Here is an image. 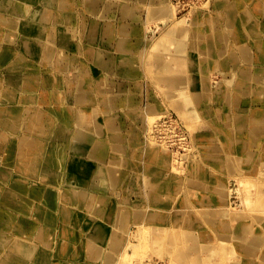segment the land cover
Returning <instances> with one entry per match:
<instances>
[{"label": "bare ground", "instance_id": "6f19581e", "mask_svg": "<svg viewBox=\"0 0 264 264\" xmlns=\"http://www.w3.org/2000/svg\"><path fill=\"white\" fill-rule=\"evenodd\" d=\"M233 3L231 2L228 5L220 3L219 7L227 11L232 7ZM263 5L261 2L256 3L254 7V13L256 14H253L249 10L243 11L241 15L247 29L243 34L232 36L234 43H239L241 40L244 41L243 43H246L250 37L255 39L253 46L258 51L257 56H254L252 45L248 47L244 45L240 54L235 55L238 58L245 59L248 63H253L256 60L260 63L261 59L264 58V46L262 45L263 42L260 41L264 37ZM177 6L175 0L168 1V7H170L171 14L175 19L178 13ZM0 9H2L1 6ZM12 11H16L15 5ZM230 11L234 13L232 8ZM126 12H132V9L126 7ZM256 15H259L260 20H257ZM10 22L11 20H9ZM232 22L233 18L232 20H228L229 27ZM107 33L111 35L113 31L110 32L109 30ZM4 36H6V39H9V35L7 36L6 34ZM98 37L103 40L105 33L99 34ZM212 37L214 38V34ZM228 38L230 39V36ZM95 39L96 36L92 35V30L89 28L87 41L91 44L96 41ZM178 45L177 39L171 42L168 38L163 46L165 47L164 49L174 52L177 51ZM91 54L100 69L108 67L112 68L114 73L123 74L125 71H128L136 74L137 68L126 57L113 58L104 55L100 57L95 53ZM231 55V52L224 53L223 58H228L230 62H234V59L230 58ZM42 60V58H39L36 59V62L41 63ZM212 61H215L213 57L211 58V63ZM7 69L9 70L6 71L3 68L0 71L2 72L0 76L7 79L14 86H17V78L22 79V77H9L8 75H11L13 72L10 71L11 68ZM70 71L74 72V69H70ZM180 71H177L175 62L164 61L163 76L172 81H178L175 82L176 84H174L172 91L167 92V96L171 94L170 97H172L174 93L173 100L175 101L176 110L180 115L185 117L184 111L189 107L190 102L188 100H191L193 95L191 97L188 96L184 82L175 80L178 76L174 75ZM209 71L212 72V68H209ZM6 72L10 73L6 74ZM259 75L264 78V74L261 72ZM240 76L242 79L248 81L251 78L250 73L247 71L238 72L237 79ZM67 82L68 80H65V83ZM224 83L225 86L220 88V95L224 96L227 93L234 100L235 96L232 88L235 85L231 82ZM24 86L22 85L20 88ZM73 86L75 87L73 88ZM98 86L100 87V91H110L109 89L112 88L111 84H105L101 80H99ZM89 90L83 83L78 81L72 84L71 88L68 86L64 90L57 85L51 86L49 92L56 99L60 101L65 100L72 107L73 105L71 104L87 102L85 94ZM177 90L179 91L177 92ZM9 91L6 92L0 89V99L4 100L3 106L0 107V129L2 130L0 131V156L2 157L1 153H3L4 157H12V162L14 163L18 162L19 159L17 160V158H22V162L25 163V169H21L19 166L8 171L4 169L6 174L8 172L14 178L22 181L23 184L8 186L3 181L5 176L0 175V204L5 201L7 204L13 205V207L1 206L4 212L0 218H7L6 222L9 227L12 226L16 231L25 233V235V227L27 229L31 227L30 234L32 237L42 240L44 244L46 243V246L51 245V235L49 232L60 218L65 223V226L60 228L61 236L64 238L70 237V240L71 237H76L77 241L79 238L81 239L77 243H74V241L60 242L54 262H52L54 258H47L48 256L43 252L35 250L27 260L28 264H59V261H62L63 254L67 255L66 259L69 261L64 264H129L127 261L128 257L131 256L126 251L132 250V252L136 253L138 250L136 248L139 247L138 243L140 241L151 243V237L155 234L156 229L152 231L150 227H154V222L156 223L160 220L159 214L167 217L164 222L167 232L175 231V240L177 242L182 240L186 243V248L183 250L179 249L177 245V248L166 246L165 257H177L173 259V263L264 264V235L261 228L257 229L255 227V225L264 226V214L257 213L261 210L264 213V181L253 177L258 173L255 172L258 167L255 166V168L251 169V153L247 149L246 144H244L245 142L242 143L243 158L236 161L234 158L236 151L234 149L235 138L223 139L217 133L206 136L197 131L196 135L193 133V136L199 143L198 147L196 145V151L193 153V150L189 152L187 150L185 154L175 153L173 151L174 148L169 146V143H171L169 138L172 135L163 137L162 135L157 136L155 133V130L159 129L160 123L166 118V115L173 119V112H163L158 106L150 103L146 105H143V103L139 104V99H136L135 103L137 105L130 107V101L127 98L129 102L127 112L138 123L144 120L146 150L150 149V138L147 140L146 135L151 131L152 136L156 134L153 136L155 137L154 142L160 153L157 162L160 160L164 162L162 165H154L151 163L154 162L151 161V155L142 154V158L145 159L143 167L145 182L142 185V198L145 201H150L151 204L157 207L150 214L144 209L130 204L123 198L113 196L112 193L108 195L103 193L106 190L102 186L103 183L106 185L110 184L114 190L123 188L125 179L121 171L122 167H137L139 165L136 159L130 161H126L125 159L116 160L118 158L116 153L119 151L120 145L126 144L127 139L116 132L118 128V116L115 117L110 114L111 108L114 107L116 102L114 96L112 97L107 92V95L99 102V106L97 105L98 108L86 110L88 113H84V115L90 117L92 121L87 125L84 122V125H82L78 119H76L74 124L73 118L75 112L73 108L71 111L64 109L58 114L53 108H47L35 103V96L29 94L31 98L27 97L29 100H26L18 98L13 90L14 96H11V92ZM241 91L242 94L239 98L242 99V102H239L240 104L237 107L241 108L239 111L240 118L237 120L231 117L227 118L221 115L220 112H216L215 116L212 117L213 125H215L218 132L224 129L225 119H227V123L230 125H240L239 128L242 130V133L251 134V124H260L261 120L264 119V111L261 108L259 110L255 108L252 112L253 106L260 105L261 107V105H264V81L259 85H256V83H251V85L244 84ZM199 95L201 99H196V104L206 99V94ZM40 101H43L42 98ZM123 102L126 103V99ZM38 108L51 110L50 115L55 119L57 118L60 123H62L60 119H63L65 121L63 126L71 130L68 137H70V143L73 146L71 152L67 154L66 162L64 163L59 143L61 136L58 134L59 130L61 132L62 129L60 127L61 124L58 123L60 129L56 126L57 129L55 131L51 130L49 126L50 116L42 117L43 111H39ZM143 109H145L144 112ZM102 111L108 129V131L104 132L106 137L100 131V121L97 120L100 118L99 112ZM253 113L255 114L252 117ZM154 126H156V129ZM51 128H54L53 124H51ZM22 131L24 132L22 133ZM63 131L66 133V130ZM109 131H111L110 135H108ZM168 133L171 134V132ZM107 143L117 146L114 148V160L110 163L109 167L104 162V158L107 157ZM180 146L178 145V147ZM75 150H77L76 153L74 152ZM200 150L209 153L225 152L230 158L226 163L220 165L223 172L231 176H234L237 172L240 176L224 182L222 178L214 176L210 169H203L201 173L200 169H198L197 176L190 175L188 168H196L198 159L200 158ZM192 154L195 155L192 157ZM97 166L99 167L98 177H96ZM178 169L182 173L186 172L188 174L187 187L185 186L187 183L183 182L184 179L182 182H179L178 178L174 184L171 183L170 180L177 177L176 173L179 171ZM35 181H40V183H36ZM207 182L213 184V186L206 189ZM64 188H66V191L71 190L75 197L77 196L75 206L70 202L68 206H60L61 192ZM204 189L206 190L204 191ZM196 190L203 191L199 199L192 196ZM211 191H216L217 193L214 195L206 194V192ZM17 194L18 196H16ZM170 195L175 196V210L171 211L169 208L167 209L169 212H165L163 210L168 204ZM244 195L246 196L245 198ZM20 196H24L28 201L22 199ZM194 205L197 211L202 209L204 212L203 220L201 219L202 217H199L198 213H193L195 209L191 207ZM219 206L224 209L218 210ZM144 216H146L145 219ZM233 221L241 222L237 234L234 233L236 227ZM181 224L188 229L194 227V231L189 234L171 229L176 225L182 226ZM131 225L135 226V231L130 229ZM208 227H211L213 232H207L206 229ZM161 234L162 232L158 233L159 236ZM133 237L135 241H133ZM218 240L219 242H217ZM225 240L229 241V243ZM152 243L154 245L153 241ZM76 245H80L78 250L74 248ZM156 247L158 249L162 247L160 240ZM63 250H66V252L62 253ZM141 251L143 250L141 249ZM153 255H155V250L153 251ZM151 256L149 255V257ZM140 264H157V262L147 261Z\"/></svg>", "mask_w": 264, "mask_h": 264}, {"label": "crops", "instance_id": "0c3cea01", "mask_svg": "<svg viewBox=\"0 0 264 264\" xmlns=\"http://www.w3.org/2000/svg\"><path fill=\"white\" fill-rule=\"evenodd\" d=\"M168 1L170 0H0V6L4 11L11 6L6 12L0 9V50H2L0 53V71L3 68L6 71L9 70L7 68H11L10 71L13 73L8 75L9 77H22V79L17 78L18 84L14 86L7 79L0 76V89L6 92L10 90L11 96H14L15 92L18 98L26 100H29L28 98H31V96H35V103L47 108H53L58 114L64 109L71 111L73 108L75 112L74 124L76 119H78L82 125H84V122L87 125L92 121L90 117L84 115V113H88L86 110L98 108L97 105L99 106V102L107 95V92L112 97L114 96L116 102L114 107L111 108L110 114L115 117L118 116L116 132L127 139L126 144L120 145L119 151L116 153L118 156L116 160L125 159L130 161L136 159L139 165L137 167H122L121 171L125 179L123 188L114 190L110 184L106 185L103 183L102 186L106 189L103 193L107 195L112 193L113 196L123 198L130 204L136 205L150 214L157 207L142 198V185L145 182V172L143 170L145 159L142 158V154L152 155V153H157L160 155V153L155 147L146 150L144 136L142 137L138 132V130L141 131L138 127L140 126L145 133L144 120L138 123L127 112L129 107L127 98L130 101V107L137 105L135 102L136 99H139V104L143 103V105H146L150 103L163 110V102L165 100L177 111L173 100L174 93L170 97L171 94L167 96V92L172 91L174 84H176L175 82L178 81H172L163 76L165 60H169L170 63L172 61L175 62L177 71L181 70L174 75L178 76L175 80L184 82L188 96L191 97L193 95L191 100H188L190 102L189 107L184 111V116L188 118L186 120L191 118L189 120L191 123L202 122L203 119V121H207L212 131L207 133L200 132L203 135L207 136L217 133L223 139L235 138L234 149L236 151L234 158L236 161L243 158L242 143L245 142L244 144H246L247 149L251 153V169L255 168V166L258 167L255 171L258 173L256 175L253 174L255 175L253 177L264 181V119L261 120L260 124L252 123L251 134H248L242 133L239 128L240 125L228 124L227 119H225L224 129L218 132L215 125H213L212 118L216 112H220L221 115L227 118L231 117L234 120L240 118L239 111L241 108L237 107L242 102V99L239 98L242 94V85H251V83L259 85L264 81V78L259 75L260 72L264 74V58L261 59L260 63L257 60L253 63H248L245 59L235 56L240 54L244 45L246 47L253 46L255 39L250 37L246 43H243V40L239 43L232 42V45L234 44L236 49H238V52H236L228 38V36L240 35L246 31L247 26L244 24L241 14L245 10H251L253 14H256L254 13L256 3L261 2L264 4V0H212L214 5L207 12L193 14L194 17L192 18L194 19L190 22V29L178 26L179 21L171 14ZM231 2H234L231 7L234 13L230 11L231 8L227 11L220 9V3L228 5ZM14 5L15 12L12 11ZM126 7L132 9V12H126ZM232 18L233 22L229 27L227 22L229 19L232 20ZM256 18L260 20L259 15H256ZM9 20H11L10 23ZM89 28L92 30V35L96 36V41L91 44L87 41ZM161 28L162 31L160 33H155L159 32ZM225 29L230 32L228 33ZM109 30L110 32L113 31L111 35L107 33ZM102 33H105L103 40L98 37ZM6 34L7 36L9 35V39L4 36ZM213 34L214 38L212 37ZM79 35L81 36V41L77 39ZM168 38L171 42L177 39V42H179L177 51L173 52L164 49L163 45ZM262 38L260 41L263 42L262 45L264 46V37ZM253 49L254 56H257L258 51L254 46ZM228 52H231L230 58H233L234 62H230L228 58H223L224 53L227 54ZM91 53H95L100 57L103 55L113 58L126 57L137 68L136 74L128 71L123 74L114 73L113 69L108 67L100 69ZM212 57L215 61L211 63ZM39 58L43 59L41 63L36 62V59ZM209 68H212V72L209 71ZM70 69H74V72H71ZM241 71L250 73L251 78L249 81L242 79L241 76L237 79L238 72ZM8 73L10 72H6V74ZM213 73H221L223 75L222 81L217 82L212 76ZM65 80H68V82L65 83ZM99 80L104 81L105 84H111L112 88L109 89L110 91H100ZM78 81L90 89L85 94L87 102L71 104L73 106L70 107L65 100L60 101L50 95L51 86L57 85L64 90L68 86L71 88L72 84ZM224 82H231L235 85L232 88L235 96L234 100L227 93L224 96L220 95V85L223 84L225 86ZM22 85L25 86L20 88ZM25 94H30L31 96ZM199 94H206V99L196 104V99H201ZM41 98L43 101H40ZM124 99H126V103L123 102ZM3 104L4 100L0 99V107ZM252 108H254L252 112L255 108L257 110L261 108L264 111V105H261V107L257 105ZM38 110L43 111L42 117L50 116L49 126L51 130L55 131L57 128H62L61 132L60 130L58 132L61 136V138L59 137V143L62 159L64 158L63 163L66 162L67 154L71 152L73 146L70 143V137H68L71 130L63 126L65 124L63 119H60L62 121L60 123L57 118L55 119L50 115L51 110L44 108H38ZM99 117L97 119L100 121L99 129L105 136L104 132L108 131V129L103 118V111L99 112ZM58 123L61 124L60 127ZM51 124L54 125V128H51ZM63 130H66V133ZM0 131L2 130L0 129ZM110 132H108V135H110ZM116 147V145L107 143V157L104 158L107 167L114 160V148ZM74 152L76 153L77 150ZM199 157L197 163L199 165L195 169L192 167L188 168V172L192 176H197L198 169H200V173L203 169H210L214 176L222 178L224 182L240 176L237 172L234 176L223 172L220 165L226 163L230 158L225 152L209 153L200 150ZM20 160L22 158L18 162ZM12 161V157H9L8 162ZM151 163L162 165L164 162L154 161ZM216 172H220V175L216 174ZM98 174L99 167L97 166L96 177H98ZM222 174H226V176L222 177ZM176 179L178 178H172L170 180L171 183L174 184ZM210 186H213V184L207 182L206 189ZM202 192V190H196L192 196L199 199ZM216 193V191L206 192L207 195ZM69 195L73 196L72 202L75 206L77 196L75 197L71 191H69ZM200 202L202 203V201ZM3 203V205L0 204V216L4 212L2 209L4 205L13 207L12 204H7L5 201ZM174 203H176L175 196L170 195L168 204L163 211L169 212L167 210L169 208L174 211ZM74 209L76 208L74 207ZM222 209L224 208L218 207V210ZM199 212L202 214L201 217L204 218L202 209ZM145 218L146 216H144ZM159 218V221L154 222L155 226L150 227L152 231L156 229L155 234L151 237V244H153L152 241L154 242L152 250H155V256H165L166 246L176 247L177 245L179 249H185L186 243L184 241L180 240L177 242L175 240V231L167 232L164 224L167 217L159 214ZM6 219L0 218V264H28L27 260L30 255L35 250L39 251L36 243L33 244V237L30 234L31 227L29 229L26 228V235L24 233L21 234L26 236L25 238L20 236L14 227H9ZM233 224L236 227L234 233L237 234L241 222L233 221ZM62 225L61 221H57V228H61ZM255 227L257 229L261 228L264 235V226L255 225ZM130 229L135 231L136 228L131 225ZM171 229L189 234L194 231V227L188 229L183 225H176ZM206 231L213 232V229L208 227ZM159 232H162L160 236L158 235ZM60 236L61 234H59L55 242L58 243L56 244L57 246L62 241H74V243L81 241L80 238L77 241L76 237H71L70 240V237L64 238ZM52 237L51 235L49 248L53 246ZM158 239L162 243L160 249L156 247L159 242ZM227 242L229 243V241ZM63 244L67 245L66 243ZM79 247L80 245H76L74 248L78 250ZM57 249L58 247L54 250V255H50L47 251L42 252L48 256L47 258H54L52 260L54 262L57 256ZM65 252L66 250L62 251V253ZM66 257L67 255L63 254L62 261L60 260L59 264L69 262ZM171 257L173 259L177 258L175 256H167L166 258Z\"/></svg>", "mask_w": 264, "mask_h": 264}, {"label": "rangeland", "instance_id": "374dc122", "mask_svg": "<svg viewBox=\"0 0 264 264\" xmlns=\"http://www.w3.org/2000/svg\"><path fill=\"white\" fill-rule=\"evenodd\" d=\"M175 4L176 5H178L177 7H178V13H177V15H176V19L179 17V19H177L178 21H180L179 23H178V26H180V27H185V29L186 28H188V29H190V22L192 21V19H194V18H192V17H194V15L193 14H198L197 12H200L201 14L202 13H205V12H207L214 4L212 3V0H175ZM195 9V10H194ZM212 10V9H211ZM191 12V13H189V12ZM249 11H251V10H249ZM187 14V15H186ZM178 16V17H177ZM185 17V18H184ZM196 20H198V19H196ZM163 24H165V23H163ZM192 29V28H191ZM226 31H228V33L230 32L229 30H227V29H225ZM162 31V28H161V30L159 31V32H155V33H160ZM77 39L79 40V41H81V36L79 35V36H77ZM230 42H231V45H232V42H233V38L232 37H230ZM232 47H233V49L235 50L236 49V46L233 44L232 45ZM236 52H238V49H236ZM84 60V59H83ZM221 60V59H220ZM212 76L215 78V80L218 82V81H222V79H223V75L221 74V73H213L212 74ZM220 84V83H219ZM214 85H215V83H214ZM221 87H224V85L223 84H221L220 85ZM163 102V101H162ZM164 108H163V110H161V111H163V112H165V111H172L173 112V119H171L168 115H166V118L165 119H163V121L160 123V127H159V129H156V126H154L155 127V133L157 134V136L158 135H162L163 137H169L170 135H172L169 139H170V141H171V143H169V146L170 147H172V148H174L173 149V151L175 152V153H186L187 152V150H188V152L190 151V150H193V153L196 151V145H197V147H198V142H197V139H195V137L193 136V133L196 135L197 134V131H198V133H200V132H205V133H207V132H209V131H212V129H211V126L208 124V122L207 121H203L202 120V122H198V123H195V122H190L189 120H191V118L189 119V120H186V119H188L186 116L185 117H183L182 115H180V113H178L177 111H175L169 104H168V102L167 101H165L164 100ZM168 117V118H167ZM172 120V121H171ZM174 120V121H173ZM176 121V122H175ZM164 122V123H163ZM177 123V124H176ZM164 124V125H163ZM162 126V127H161ZM139 128H140V130L142 131H139L138 130V132L142 135V137L144 136L145 137V134H144V130H143V128L142 127H140V126H138ZM158 131V132H157ZM161 132V133H160ZM167 132H171V134L170 133H168L167 134ZM196 132V133H195ZM150 133V134H149ZM159 133V134H158ZM156 134H154V135H156ZM153 135V136H154ZM148 136V137H147ZM152 136V133H151V131H149L148 132V134L146 135V138H148L147 140H149V138H150V140H149V147L150 148H153V147H155L156 145H155V142H154V138L155 137H153ZM174 136V137H173ZM176 136H177V138H176ZM171 138H172V140H171ZM175 138V139H174ZM193 138H194V140H193ZM153 139V140H152ZM160 140V139H159ZM184 143H182L181 141ZM156 141H158V140H156ZM153 142V143H152ZM178 145L181 147H178ZM187 145V146H186ZM174 146V147H173ZM177 146V147H176ZM185 146V147H184ZM183 147V148H182ZM157 148V146L155 147V149ZM180 148V149H179ZM178 149V150H177ZM182 151V152H181ZM2 154V157L0 156V175H2L3 177H4V179H3V181H4V183L6 184V185H8V186H13L14 184H23V182L22 181H20V180H18V179H16V178H14V176L13 175H11V174H9L8 172H7V174L5 173V170L4 169H6V171H8V170H10V169H13V168H15V167H17V166H19L21 169L23 168V169H25V163L24 162H22V160H20L19 162H16V163H14V162H8L9 161V158L8 157H4L3 156V153H1ZM195 154H192V157L194 156ZM151 157V161H157L158 159H159V155L157 154V153H152V155L150 156ZM18 159H21V158H17V160ZM24 161V160H23ZM159 162H162V160H160ZM197 165H199V164H197ZM196 165V166H197ZM10 166H13V167H10ZM178 166H180L179 164H178ZM179 170V171H178ZM178 170H175V171H178L177 173L179 174H177L176 173V175H177V178H179V182H182V180H183V182L185 183H187V178H188V174L186 173V172H181V170L180 169H178ZM21 172H22V170H20ZM216 174H219L220 175V172H216ZM181 175V176H180ZM223 176L222 177H225L226 176V174H222ZM35 180V179H34ZM194 181V180H193ZM36 183H40V181H35ZM186 187L188 186V183L185 185ZM242 187V186H241ZM69 191H71V190H67L66 191V188H64V190L61 192V198H60V200H61V203H60V206H68V203L70 202L72 205H73V202H72V200H73V196L72 195H69ZM229 193V192H228ZM243 193H245L244 191H243ZM229 195V194H228ZM16 196H18V194L16 195ZM230 197H231V195H229ZM22 199H24V200H26L25 199V197L24 196H20ZM246 196L244 195V198H245ZM26 201H28V200H26ZM65 208H67V207H65ZM195 210L193 211V213H198L199 214V216L201 217L202 216V214L199 212V211H197V208H196V206L194 205V207H193ZM73 209V208H72ZM259 210H261V209H259ZM258 214H264L263 213V211L261 210L260 212H257ZM204 218H202V220H203ZM59 221H61L62 223H63V219L62 218H60L59 219ZM54 227L50 230V235H52L53 237H52V239H53V246L51 247L50 246V248L48 247V246H46L45 244H44V242L42 241V240H40V239H37V238H34L33 237V244L34 243H36V245H37V247H38V250L39 251H43V252H49V254L50 255H54V250L56 249V247H58L56 244H58V243H55L56 242V239H57V237L59 236V234H60V228H57V223H56V225H53ZM63 226H65V223H63V225H62V227ZM72 228H74V226H72ZM25 229H26V227H25ZM20 234V236H23V235H21L22 233H19ZM25 234V233H24ZM23 237H25L26 238V236H23ZM133 241H135V239H134V237H133ZM30 242H32V240H30ZM48 245V244H47ZM139 246V247H138ZM138 248H136V250H137V252L136 253H134V252H132V250H128V251H126V253L128 252V253H130L129 255L131 256V257H128V261H127V263H129V264H140V263H144V262H147V261H149V262H151V261H153V262H157V264H176V262L175 263H173V258L171 257V258H166L165 256H163V255H161V256H155V255H153V251H152V248H154V245L153 244H151V243H147V242H142V241H140L139 243H138ZM139 248H140V250H139ZM141 249L143 250V251H141ZM150 251V252H149ZM148 253V254H147ZM133 254V255H132ZM139 254V255H138ZM145 255V256H144ZM149 255H152L151 257H149ZM144 256V257H143ZM138 257V258H137ZM148 257V258H147ZM139 261H138V260ZM144 259V260H143ZM150 259V260H149ZM136 260V261H135ZM141 260V261H140ZM143 260V261H142ZM166 260V261H165Z\"/></svg>", "mask_w": 264, "mask_h": 264}]
</instances>
